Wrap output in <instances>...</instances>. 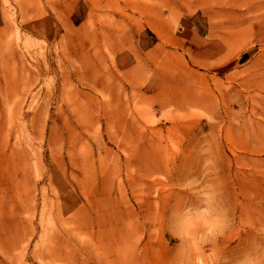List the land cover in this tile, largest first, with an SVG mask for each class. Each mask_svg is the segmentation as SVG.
<instances>
[{"label": "rangeland", "instance_id": "obj_1", "mask_svg": "<svg viewBox=\"0 0 264 264\" xmlns=\"http://www.w3.org/2000/svg\"><path fill=\"white\" fill-rule=\"evenodd\" d=\"M19 1L0 0V264H264V0H120L129 39L49 35Z\"/></svg>", "mask_w": 264, "mask_h": 264}, {"label": "crops", "instance_id": "obj_2", "mask_svg": "<svg viewBox=\"0 0 264 264\" xmlns=\"http://www.w3.org/2000/svg\"><path fill=\"white\" fill-rule=\"evenodd\" d=\"M40 1L41 0H20L19 7H20V11H26V10L29 11L31 9L30 7H32L37 12H40L43 15H48V16H49V13L52 12L51 16L54 18L52 20H54L56 27L54 31L52 30V32L51 31L49 32V30H46L43 28V30L41 31L44 34H48L49 32L50 33L49 35H52V34L53 35L55 34L56 35H59V34L60 35H85V34L93 35V33L96 32L95 35H124L122 37L124 39L125 38L129 39L128 35H134V32L130 34L131 33L130 31L128 32L122 27L120 28V21H121L120 19V0H83L86 2L85 7H87V15H88L89 23H82L79 26H72L66 20L69 9L76 4L78 6L79 0H75V1L65 0L64 2L63 0H57L62 4H60L59 6H56L50 3V6L48 5V7L45 5H42ZM124 1L126 3H130L131 7L134 10V8L136 7V0H124ZM168 1L169 0H162V2L164 3L165 2L167 3ZM149 2L150 1L148 0L147 3ZM107 6L113 7L115 10L119 11L118 16H114V18L111 19L110 22L104 21V17L108 18L107 17L108 12L107 10H105ZM148 6L149 7L146 9V13L148 14L149 18L150 19L155 18V22L157 23V18L155 16H159V20L161 21V23L164 24L163 30L159 32V35H161L163 39H169L170 38L169 35H173V34H170V32L166 30V25L168 24V18L167 17H165L166 19L163 18L162 13L161 12L157 13L158 10L154 8L152 5H148ZM96 12L100 15V17L102 16L101 19H97L98 16L97 17L94 16ZM2 18H3L4 23H7V19H6L7 16L6 14L4 16L3 12L0 13V21H2L1 20ZM49 19L50 18H48V20ZM121 22H123V20ZM132 23L133 25H135L134 21H132ZM60 26L63 27V31L61 30ZM134 28L136 29L135 26ZM80 30H83L84 34L83 32L80 34ZM186 35H197V34L193 32H188ZM132 53L135 56L134 52Z\"/></svg>", "mask_w": 264, "mask_h": 264}, {"label": "bare ground", "instance_id": "obj_3", "mask_svg": "<svg viewBox=\"0 0 264 264\" xmlns=\"http://www.w3.org/2000/svg\"><path fill=\"white\" fill-rule=\"evenodd\" d=\"M151 21H155L154 19H152ZM53 35V34H52ZM160 47V46H159ZM158 47V48H159ZM155 51H156V49H155ZM21 53H22V51H20ZM148 53V52H147ZM11 57H13L14 58V56L13 55H11ZM21 61H22V59H21Z\"/></svg>", "mask_w": 264, "mask_h": 264}]
</instances>
